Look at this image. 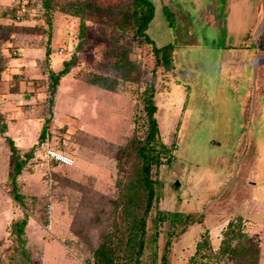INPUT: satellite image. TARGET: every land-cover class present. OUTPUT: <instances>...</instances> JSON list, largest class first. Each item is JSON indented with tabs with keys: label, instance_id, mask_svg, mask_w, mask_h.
I'll return each mask as SVG.
<instances>
[{
	"label": "rangeland",
	"instance_id": "rangeland-1",
	"mask_svg": "<svg viewBox=\"0 0 264 264\" xmlns=\"http://www.w3.org/2000/svg\"><path fill=\"white\" fill-rule=\"evenodd\" d=\"M257 1L261 33L243 41L259 44L258 60L240 50L238 60L236 50L225 48L226 0L185 4L182 18L166 12L177 44L175 69L157 70L155 101L170 159L153 177L161 182L158 210L189 214L191 222L155 227L153 210L141 264H161L166 245V264H190L200 236L207 231L217 250L237 216L257 237L264 264V6ZM49 20L36 0H0V264H25L14 230L24 216L31 264H93L103 234L117 229L113 205L131 172L127 163L119 172L117 159L145 129L141 93L155 67L150 48L125 38L129 65L121 73L104 17L85 20L83 37L80 18L57 10ZM66 64L50 103L49 75ZM92 75L116 81V90L90 85ZM8 139L26 160L17 178L20 203L11 191ZM48 149L72 165L49 162Z\"/></svg>",
	"mask_w": 264,
	"mask_h": 264
},
{
	"label": "trees",
	"instance_id": "trees-1",
	"mask_svg": "<svg viewBox=\"0 0 264 264\" xmlns=\"http://www.w3.org/2000/svg\"><path fill=\"white\" fill-rule=\"evenodd\" d=\"M38 11L45 14V23L50 24L49 16L54 11L80 18L81 35L85 36V20H94L104 17L103 23L107 24L110 31L106 40L111 42L112 49L109 53L115 62L114 67L121 73L127 70L128 48L125 38L138 46L150 48L155 67L151 70V76L145 81V88L141 93L143 112L145 117V129L139 136L122 148L121 159H117L119 172L124 171V163L129 164L131 172L126 175L121 184L120 194L113 205L114 213L119 214V221L115 232L103 234L100 244L92 253L93 264H141V259L147 245V220L153 210L156 209L154 221L155 227L169 221L176 225L180 219L191 222V216L177 212L168 213L159 211L157 206L160 199L161 182L153 177L162 164V159L168 154L160 138L156 114L157 105L155 95L157 93V70L162 68L163 73H174V46L166 45L156 47L147 35V29L154 18V7L148 0H68L58 3L57 0H36ZM167 14L168 11H166ZM12 19L16 10H11ZM169 15H167L168 17ZM127 36V37H126ZM46 49V55H48ZM0 62H4L0 58ZM134 70L132 66L129 68ZM1 71V68H0ZM69 71L68 64L58 73H50L49 94L50 103L56 92L60 78ZM133 79V78H132ZM88 83L105 91H115L117 83L106 76L92 75ZM48 123V122H47ZM45 128L41 136L44 135ZM12 158V170L10 174L11 191L14 199L20 203L17 178L25 166V161L20 159L18 150L13 141L8 139ZM170 157L166 158V162ZM129 169V170H130ZM27 225V217L14 225L15 236L19 242V251L25 264H31L24 250L22 238ZM260 244L256 236L249 235L245 229L241 217H236L228 222L222 231V238L217 250H213L210 244L209 234L206 231L196 243L195 252L189 259L190 264H258L260 257ZM168 246L163 249L162 263L166 264Z\"/></svg>",
	"mask_w": 264,
	"mask_h": 264
},
{
	"label": "crops",
	"instance_id": "crops-1",
	"mask_svg": "<svg viewBox=\"0 0 264 264\" xmlns=\"http://www.w3.org/2000/svg\"><path fill=\"white\" fill-rule=\"evenodd\" d=\"M154 7V18L151 21L147 35L153 41L156 47L173 45L174 51L177 47L176 41L171 36L172 27L168 22L166 11L178 12L176 17H181V12H184V17L187 14V6L185 4L194 5L195 0H148ZM257 0H226V12L224 14V28L227 35L228 43L225 48L236 50L235 58L239 59L238 52L249 58L259 59L261 51L259 44L253 40L251 43H244L245 37L248 34L254 33V36L260 34L261 28L257 26L259 16L257 13ZM177 6V9L174 6ZM182 6V7H181ZM185 28V21H182ZM257 29V30H256ZM181 46V44H178ZM238 51V52H237ZM175 61V58H174ZM260 62V60L258 61Z\"/></svg>",
	"mask_w": 264,
	"mask_h": 264
},
{
	"label": "built area",
	"instance_id": "built-area-1",
	"mask_svg": "<svg viewBox=\"0 0 264 264\" xmlns=\"http://www.w3.org/2000/svg\"><path fill=\"white\" fill-rule=\"evenodd\" d=\"M26 4L28 5V2ZM25 5L22 6V8H21L22 12L26 9ZM46 157H47V160L53 164L64 165V166H71L72 165V161L69 160V158H67L66 156H64L61 153L56 152L54 150H49V149L46 150ZM46 178H47V180L50 179L49 176H46Z\"/></svg>",
	"mask_w": 264,
	"mask_h": 264
},
{
	"label": "water",
	"instance_id": "water-1",
	"mask_svg": "<svg viewBox=\"0 0 264 264\" xmlns=\"http://www.w3.org/2000/svg\"><path fill=\"white\" fill-rule=\"evenodd\" d=\"M263 6H264V0H263Z\"/></svg>",
	"mask_w": 264,
	"mask_h": 264
}]
</instances>
